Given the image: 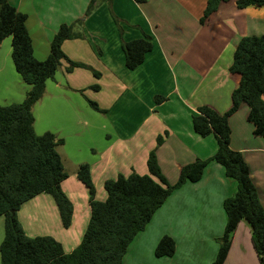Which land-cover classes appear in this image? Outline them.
I'll list each match as a JSON object with an SVG mask.
<instances>
[{
  "label": "crops",
  "instance_id": "0c3cea01",
  "mask_svg": "<svg viewBox=\"0 0 264 264\" xmlns=\"http://www.w3.org/2000/svg\"><path fill=\"white\" fill-rule=\"evenodd\" d=\"M8 1L27 15L34 54L40 61L49 56L46 47L62 25L82 20L84 37L65 41L62 50L70 60L101 74L97 78L80 67L68 72L64 60L33 108L35 122L45 116L50 124L65 125L72 119L77 120L72 125L88 123L89 127L87 117L94 119L91 108L111 129L110 143L98 152L89 147L95 157H89V152L84 161L68 152L64 156L68 179L62 189L74 210L70 228L63 227L56 202L47 194L30 200L17 213L28 237L51 236L71 253L91 218L88 189L76 175L80 165H90L96 200L103 202L106 181L132 173L149 175L147 160L153 150L171 185L178 181L182 167L213 157L216 137L196 133L192 117L201 106L219 114L231 108L232 92L240 81V75L229 70L235 50L243 37L264 34V6L240 9L237 0H229L202 23L207 0H99L88 15L89 0ZM33 30L41 36L38 42ZM145 36L151 37L152 50L137 69H127L123 43ZM5 40L8 44L0 43V106L22 103L29 90L11 67V38ZM94 85L99 89L94 90ZM158 96L164 99L158 102ZM83 99L95 102L100 110L90 104L89 108ZM248 114V106L242 104L229 118L230 147L243 154L264 207V137L254 134ZM43 130L56 136L55 129ZM159 136L163 142L158 146ZM61 138L60 146H65V137L57 140ZM237 190V182L226 176L224 167L211 161L200 181L186 182L173 191L131 244L129 249L135 248L123 264H213L227 223L224 202ZM163 236L176 242L171 257L155 254ZM224 264H260L245 221L234 233Z\"/></svg>",
  "mask_w": 264,
  "mask_h": 264
},
{
  "label": "trees",
  "instance_id": "16d2710c",
  "mask_svg": "<svg viewBox=\"0 0 264 264\" xmlns=\"http://www.w3.org/2000/svg\"><path fill=\"white\" fill-rule=\"evenodd\" d=\"M97 1L89 0L86 15L95 9ZM228 1L207 0L201 22L204 23L222 3ZM236 2L240 9L264 6V0ZM26 23V14L8 0H0V43L11 38V56L16 72L29 86L22 103L0 106V216L5 217L4 238L0 244L1 264H123L131 244L173 191L186 182L200 181L211 161L222 165L226 176L238 185L235 196L224 202L227 223L213 264H224L234 233L242 221L249 225L260 264H264V207L243 154L230 147L229 125V118L246 104L254 134L264 137V34L243 37L235 50L229 70L240 75V81L232 92L231 108L219 114L208 106H201L192 117L196 133L216 137L218 149L212 158L185 165L178 181L171 185L153 150L147 160L149 175L132 173L128 177L119 175L106 181L107 199L103 202L96 200L90 165L79 166L76 175L88 189L91 218L81 243L71 253H66L62 244L51 236L28 237L17 217L25 203L47 194L55 200L65 229L70 228L73 219L72 202L62 189L68 173L56 150L63 141L57 140L50 132L36 134L33 108L44 97L47 81L54 79L62 61L68 62V72L80 67L92 71L97 78L101 74L86 64L70 60L62 50L65 41L84 37L82 31L74 28L79 23L82 30V20L59 28L51 41L49 56L42 61L35 57ZM151 40L150 36H145L123 43L127 69L135 70L144 62L153 47ZM93 89L98 90L99 86L94 85ZM162 99L158 96L156 101ZM89 103L95 110H100L95 102ZM162 142L163 137L159 136L157 145ZM175 251L174 239L163 236L155 254L157 257H171Z\"/></svg>",
  "mask_w": 264,
  "mask_h": 264
},
{
  "label": "rangeland",
  "instance_id": "374dc122",
  "mask_svg": "<svg viewBox=\"0 0 264 264\" xmlns=\"http://www.w3.org/2000/svg\"><path fill=\"white\" fill-rule=\"evenodd\" d=\"M76 22H74V23H76ZM26 25H27V23H26ZM32 27H33V29L36 27V25L33 21H32ZM74 28H76V30L78 32L83 31V29L81 30V26L79 25V23H76ZM33 31L37 37L36 39L38 42L40 40L41 36L38 32H35V30H33ZM3 42H5L4 44H8L7 40H4ZM37 44L43 45V47H44V44H41V43H37ZM46 48H47L48 54H49L50 53V45H48ZM3 50H4V47H3L2 51ZM13 65L14 64L12 61L11 67L14 68V70H15V67ZM58 98L59 97L56 98V101L58 100ZM83 100L86 102V105L89 106V104H90L89 101H86L85 99H83ZM57 102H58V104L60 103L59 100ZM89 108H90V106H89ZM90 110L93 111V113L91 112V114H93V116H94L93 120L91 117H87L89 124L92 125L91 127H89L87 125L88 123L84 126L79 125V124L72 125L73 122L77 121V120H72V119H71V121L65 120L64 121L65 125L64 124H57V125L50 124V123L46 122L47 118L45 116H43V117H37L36 122L34 124L36 131H37L36 134L40 135V134L44 133L43 129L48 127L50 129L49 131H52L51 129H55L53 131H55L57 138H59V136L65 137L64 138V140L66 141L65 146H60V145H62V143H61L60 145H57V147H56L57 152H59L63 156L62 161L65 159L64 156H65V154H67L66 152H68L71 157H73L75 159L82 160V161H84L88 157V152H89V157L93 158L96 156V152L94 153L93 151H90L89 147H92L94 151L98 152L100 149H102L108 143H110L112 141V138H111L112 133H111V129H110L109 124L107 122H105L103 119H99L100 115L98 113H95L93 109L90 108ZM34 113H35V110H34ZM36 114H37V110H36ZM61 140L63 141V138H61ZM62 156H61V158H62ZM28 202H30V201H28ZM27 203H25V204H27ZM4 230H5V217L0 216V243L4 237ZM138 244H141V243L138 242ZM219 244H220V240H219ZM146 247H147V244L145 245V248ZM133 248H135V247H133ZM133 248L131 250L128 249L129 251H127V252H129V254L126 253L127 257H130L129 255L132 254ZM0 264H1V258H0Z\"/></svg>",
  "mask_w": 264,
  "mask_h": 264
},
{
  "label": "water",
  "instance_id": "95a60500",
  "mask_svg": "<svg viewBox=\"0 0 264 264\" xmlns=\"http://www.w3.org/2000/svg\"><path fill=\"white\" fill-rule=\"evenodd\" d=\"M13 214H14V212H13Z\"/></svg>",
  "mask_w": 264,
  "mask_h": 264
}]
</instances>
